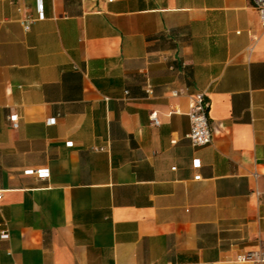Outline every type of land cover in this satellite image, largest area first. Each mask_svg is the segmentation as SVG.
I'll use <instances>...</instances> for the list:
<instances>
[{
  "label": "crops",
  "instance_id": "0c3cea01",
  "mask_svg": "<svg viewBox=\"0 0 264 264\" xmlns=\"http://www.w3.org/2000/svg\"><path fill=\"white\" fill-rule=\"evenodd\" d=\"M197 92L213 129L201 147L187 137ZM0 188V264H264L238 260L264 251L258 9L0 0Z\"/></svg>",
  "mask_w": 264,
  "mask_h": 264
},
{
  "label": "built area",
  "instance_id": "2783aa9c",
  "mask_svg": "<svg viewBox=\"0 0 264 264\" xmlns=\"http://www.w3.org/2000/svg\"><path fill=\"white\" fill-rule=\"evenodd\" d=\"M253 5L258 9L262 24L264 26V0H251ZM40 16L42 13L40 12ZM33 21L31 16H26L21 20L25 29L30 28V24ZM146 91L148 93H153V89L150 85L147 86ZM185 93L184 89L176 88L172 91L173 96H180ZM210 112V100L205 92H197L196 94L190 96L189 111L188 116L190 118V131L187 137L191 140V143L195 147L205 146L210 144L213 140V129L210 124L209 118ZM151 121L153 125L159 126L160 120L158 118L157 112H151ZM13 128H18L19 126V114L12 113L9 116ZM55 118H51L49 122H55ZM177 140L173 139L172 143H176ZM72 145V142L68 143ZM175 169V168H174ZM27 173L36 174L41 178H46L49 175L48 169H31ZM195 179H201V175H196ZM4 195V189L0 188V198ZM9 232L4 229L0 231V239L8 238ZM238 260L242 262H264V251L262 252H248L238 256Z\"/></svg>",
  "mask_w": 264,
  "mask_h": 264
}]
</instances>
